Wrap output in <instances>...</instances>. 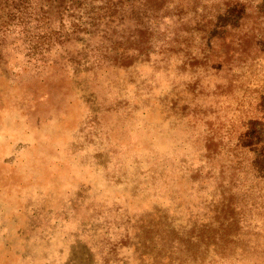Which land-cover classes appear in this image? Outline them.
Listing matches in <instances>:
<instances>
[{
    "label": "rangeland",
    "instance_id": "374dc122",
    "mask_svg": "<svg viewBox=\"0 0 264 264\" xmlns=\"http://www.w3.org/2000/svg\"><path fill=\"white\" fill-rule=\"evenodd\" d=\"M0 264H264V0H0Z\"/></svg>",
    "mask_w": 264,
    "mask_h": 264
}]
</instances>
